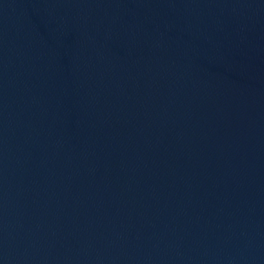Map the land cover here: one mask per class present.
Wrapping results in <instances>:
<instances>
[{"label": "water", "instance_id": "water-1", "mask_svg": "<svg viewBox=\"0 0 264 264\" xmlns=\"http://www.w3.org/2000/svg\"><path fill=\"white\" fill-rule=\"evenodd\" d=\"M0 264H264L256 0H0Z\"/></svg>", "mask_w": 264, "mask_h": 264}]
</instances>
